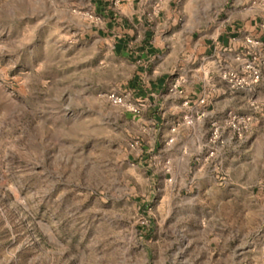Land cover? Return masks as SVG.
I'll return each mask as SVG.
<instances>
[{
    "label": "rangeland",
    "instance_id": "374dc122",
    "mask_svg": "<svg viewBox=\"0 0 264 264\" xmlns=\"http://www.w3.org/2000/svg\"><path fill=\"white\" fill-rule=\"evenodd\" d=\"M80 3L0 0V264H264V79L236 90L241 135L216 124L233 164L202 190L181 142L164 168L151 127L107 100L131 68Z\"/></svg>",
    "mask_w": 264,
    "mask_h": 264
},
{
    "label": "crops",
    "instance_id": "0c3cea01",
    "mask_svg": "<svg viewBox=\"0 0 264 264\" xmlns=\"http://www.w3.org/2000/svg\"><path fill=\"white\" fill-rule=\"evenodd\" d=\"M80 1L102 19L88 34L107 44L113 59L131 68L121 92L144 102L133 117L151 127L153 150L181 142L187 166L195 164L202 190L211 188L215 182L209 173L232 165L234 157L231 132L222 133L223 144L212 149L214 124L235 112L236 101L242 99L221 74L236 68L235 57L249 48L247 38L264 41V0ZM174 85L177 92L171 93ZM166 147L161 164L178 170ZM194 155L202 160L192 162Z\"/></svg>",
    "mask_w": 264,
    "mask_h": 264
},
{
    "label": "built area",
    "instance_id": "2783aa9c",
    "mask_svg": "<svg viewBox=\"0 0 264 264\" xmlns=\"http://www.w3.org/2000/svg\"><path fill=\"white\" fill-rule=\"evenodd\" d=\"M121 1L116 0L117 3ZM90 19L92 22H95L101 18L90 16ZM246 43L249 48L244 54L235 57L236 68L224 70L221 74L222 79L233 91L250 88L264 79V41L247 38ZM177 89V86L174 85L170 89V92L176 93ZM179 93L181 94V92ZM106 98L112 105L123 107L135 115L140 114L141 109L144 107L143 101H132V96L129 92H110L106 95ZM224 122L226 127L241 135L250 125L251 117L229 113ZM189 123H193V119H189ZM219 134V128L214 124L210 142L215 143L219 138ZM209 155L212 156L213 152H210Z\"/></svg>",
    "mask_w": 264,
    "mask_h": 264
}]
</instances>
